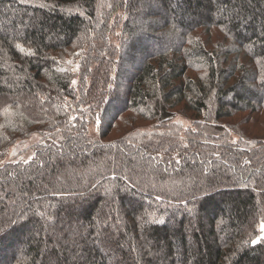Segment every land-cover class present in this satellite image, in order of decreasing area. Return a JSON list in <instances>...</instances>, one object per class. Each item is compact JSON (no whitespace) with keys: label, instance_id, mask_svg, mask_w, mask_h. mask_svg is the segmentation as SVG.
<instances>
[{"label":"trees","instance_id":"obj_1","mask_svg":"<svg viewBox=\"0 0 264 264\" xmlns=\"http://www.w3.org/2000/svg\"><path fill=\"white\" fill-rule=\"evenodd\" d=\"M0 98V264H264V0H0Z\"/></svg>","mask_w":264,"mask_h":264},{"label":"rangeland","instance_id":"obj_2","mask_svg":"<svg viewBox=\"0 0 264 264\" xmlns=\"http://www.w3.org/2000/svg\"><path fill=\"white\" fill-rule=\"evenodd\" d=\"M4 97L7 98V96H5V95H4ZM15 97H16V95H15ZM23 97L24 98H22V100L28 99L26 96H23ZM6 98H0V104H2L4 102H8V100H6ZM263 120H264V116H263ZM173 121L175 123H179V124H183V125L188 124V121L184 117H182V115H180V114L176 115ZM89 134L92 136L97 135L95 126H90ZM233 136H234V140H236L237 136H235V135H233ZM39 141H40V136L34 135L29 139H26V140H23V141L16 143L14 146L10 147L7 150V154L4 157V160L15 162V161H19V160L25 161V160L29 159L33 153V148H32L33 145L37 144Z\"/></svg>","mask_w":264,"mask_h":264},{"label":"snow or ice","instance_id":"obj_3","mask_svg":"<svg viewBox=\"0 0 264 264\" xmlns=\"http://www.w3.org/2000/svg\"><path fill=\"white\" fill-rule=\"evenodd\" d=\"M17 48H19L20 49V51L21 52H24V49L23 48H20V46L19 45H17ZM27 54H29V55H31V53L29 52V53H27ZM73 84H75V81H73ZM73 119H74V117H73ZM233 142H235V141H233ZM14 154V153H13ZM179 161H177V163H178ZM25 163H27V161H25ZM261 232H264V224H262L261 225ZM261 241H264V236H261V237H259L257 240H252V244L253 245H255V244H257V243H259V242H261Z\"/></svg>","mask_w":264,"mask_h":264}]
</instances>
